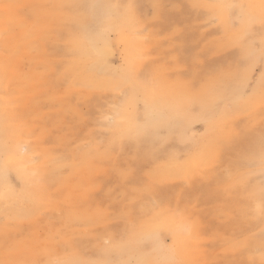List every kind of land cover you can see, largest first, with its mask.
<instances>
[{"label":"rangeland","instance_id":"1","mask_svg":"<svg viewBox=\"0 0 264 264\" xmlns=\"http://www.w3.org/2000/svg\"><path fill=\"white\" fill-rule=\"evenodd\" d=\"M248 1L0 0V264H264Z\"/></svg>","mask_w":264,"mask_h":264},{"label":"bare ground","instance_id":"2","mask_svg":"<svg viewBox=\"0 0 264 264\" xmlns=\"http://www.w3.org/2000/svg\"><path fill=\"white\" fill-rule=\"evenodd\" d=\"M248 9H249V12L253 15L254 14V9H255V2H254V0H249L248 1ZM1 128H2V123L0 121V131L2 130Z\"/></svg>","mask_w":264,"mask_h":264}]
</instances>
